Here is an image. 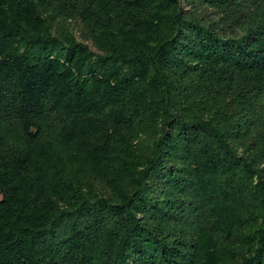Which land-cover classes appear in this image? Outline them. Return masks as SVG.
Masks as SVG:
<instances>
[{
	"label": "trees",
	"instance_id": "trees-1",
	"mask_svg": "<svg viewBox=\"0 0 264 264\" xmlns=\"http://www.w3.org/2000/svg\"><path fill=\"white\" fill-rule=\"evenodd\" d=\"M0 264H264V0H0Z\"/></svg>",
	"mask_w": 264,
	"mask_h": 264
},
{
	"label": "rangeland",
	"instance_id": "rangeland-1",
	"mask_svg": "<svg viewBox=\"0 0 264 264\" xmlns=\"http://www.w3.org/2000/svg\"><path fill=\"white\" fill-rule=\"evenodd\" d=\"M93 49V48H92Z\"/></svg>",
	"mask_w": 264,
	"mask_h": 264
}]
</instances>
